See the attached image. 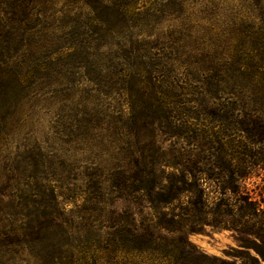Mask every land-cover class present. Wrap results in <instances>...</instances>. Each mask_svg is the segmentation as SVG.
Here are the masks:
<instances>
[{
    "label": "trees",
    "instance_id": "obj_1",
    "mask_svg": "<svg viewBox=\"0 0 264 264\" xmlns=\"http://www.w3.org/2000/svg\"><path fill=\"white\" fill-rule=\"evenodd\" d=\"M60 1L65 16L84 10L70 27L44 28L63 32L55 44H38L39 13ZM81 68L128 97L129 117L111 129L116 152L83 171L62 167L57 178L55 168L31 164L32 144L17 139L32 125L35 96L69 108V93L51 87L59 75L83 80ZM205 110L213 122L256 114L241 130L264 146V0H0V264H206L187 245L207 224L209 192L217 227L226 197L232 212L250 217L264 195L241 187L251 168L227 142H196ZM79 122L69 123L75 140L98 127L81 133ZM211 148L214 159L204 154ZM65 193L75 207L82 201L69 216L57 201ZM259 254L240 264H263Z\"/></svg>",
    "mask_w": 264,
    "mask_h": 264
},
{
    "label": "rangeland",
    "instance_id": "obj_2",
    "mask_svg": "<svg viewBox=\"0 0 264 264\" xmlns=\"http://www.w3.org/2000/svg\"><path fill=\"white\" fill-rule=\"evenodd\" d=\"M83 10L74 9L65 16L62 11H66V6L63 1H60L47 11L48 16L39 13L38 44H55L50 42V39L54 40L55 36L62 35L63 32L59 30L48 32L44 28L49 24L54 26L64 22L68 23L66 26L70 27L72 23H75L73 19L77 20L76 16ZM66 29L63 30L66 31ZM60 57L65 58L64 55ZM80 72L83 78L80 81L78 80L79 75L74 78L70 75L67 76L69 81L74 82L73 89L69 92L62 89L64 87L62 84H69L64 75H59L57 81H55L56 83L51 87L60 89L59 93L63 99L67 98L66 94L69 93V98L72 99H70V103H67L69 108L60 111L56 108L57 103L55 102L57 101L45 99L44 95L35 96L32 125L27 121L17 139L18 142L22 139V141L25 140L32 144L31 164L42 161L44 166L55 168L57 178L63 177L62 167L74 164L79 167L80 171H83L84 166L90 167L98 160H103L102 158L107 157L106 154L111 150L116 152V146L111 143L113 139L111 129L116 125L115 123L120 125L118 122L127 121L129 117V110L126 107L127 96L115 91L113 89L115 86H106L103 84L104 82L101 84L98 81L88 80L84 69L81 68ZM134 92L131 91L132 96L139 101L141 99L140 93ZM24 108H27V106H24ZM203 112L197 121L196 127H194L196 130L193 131L196 142L198 144L206 141L213 143L215 139L227 142L226 146L234 153L235 161L251 168V176L240 182L241 187L253 199L259 200L264 195V146L252 142L247 137V133L241 130L242 126L245 125L242 123V119L249 116L253 119L256 114L250 113L251 115L248 116L243 112H233L229 119L213 122L211 120L212 115L206 110ZM69 114L72 117L68 116ZM218 114L223 115L224 113L220 110ZM77 120H80L81 133L88 131L91 124L95 123L98 127L89 131V137L75 140L78 130L70 129H75L77 124L71 127L69 123H77ZM64 121H67L66 126L70 127L69 129L64 128L63 130L64 126L62 124ZM253 126V123H249L248 127L252 130ZM94 133L95 136L92 137ZM173 140H175L174 137L167 140L164 147L169 148ZM179 142H181L180 139ZM11 146H14V143ZM210 153L215 155L216 150L211 148L210 151L204 152L206 156L214 159V156ZM43 170L46 173L48 172L46 169ZM225 178L227 179V177ZM208 181L206 185L211 188L213 182L210 179ZM209 193L212 201L210 207L214 209L213 193L211 191ZM74 197L72 194L65 193L63 198H57L60 203L59 208L60 210L63 208V214L66 213V216H69L67 214L71 210H76L82 205V201L78 200L76 203L78 207H75ZM220 207L224 224L218 227L214 226V215L211 214L210 209L204 230L188 235V240L192 246L187 245V248L197 256L206 254L207 258H204L207 261L206 264H240L244 261L249 262L247 260L248 254L257 257H260L259 251L264 254V205L261 204L262 211L250 217L246 213L240 215L232 212L230 197H226ZM243 244H247L249 248L244 247ZM214 257L220 261L213 262L212 258ZM262 263L264 264V260Z\"/></svg>",
    "mask_w": 264,
    "mask_h": 264
}]
</instances>
